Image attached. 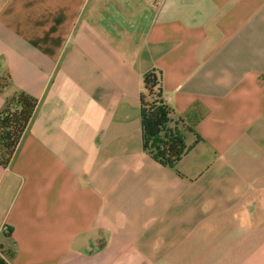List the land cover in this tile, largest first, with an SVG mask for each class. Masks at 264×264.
Segmentation results:
<instances>
[{
  "label": "crops",
  "instance_id": "obj_1",
  "mask_svg": "<svg viewBox=\"0 0 264 264\" xmlns=\"http://www.w3.org/2000/svg\"><path fill=\"white\" fill-rule=\"evenodd\" d=\"M153 69L202 138L175 168L142 148ZM1 76L0 109L38 101L0 165L7 264H264V0H0Z\"/></svg>",
  "mask_w": 264,
  "mask_h": 264
},
{
  "label": "trees",
  "instance_id": "obj_2",
  "mask_svg": "<svg viewBox=\"0 0 264 264\" xmlns=\"http://www.w3.org/2000/svg\"><path fill=\"white\" fill-rule=\"evenodd\" d=\"M8 76L0 77V90L8 82ZM37 98L17 91L6 98L0 109V165L5 167L29 124L37 106ZM142 148L161 165L175 168L177 162L202 138L194 132L192 143L185 142L184 133L177 127L172 109L162 96L161 73L149 70L143 75V91L139 95ZM0 264H7L0 258Z\"/></svg>",
  "mask_w": 264,
  "mask_h": 264
},
{
  "label": "built area",
  "instance_id": "obj_3",
  "mask_svg": "<svg viewBox=\"0 0 264 264\" xmlns=\"http://www.w3.org/2000/svg\"><path fill=\"white\" fill-rule=\"evenodd\" d=\"M7 229H8V228H7V226H5V225L2 227V230H3V231H7Z\"/></svg>",
  "mask_w": 264,
  "mask_h": 264
},
{
  "label": "rangeland",
  "instance_id": "obj_4",
  "mask_svg": "<svg viewBox=\"0 0 264 264\" xmlns=\"http://www.w3.org/2000/svg\"><path fill=\"white\" fill-rule=\"evenodd\" d=\"M187 159V158H186Z\"/></svg>",
  "mask_w": 264,
  "mask_h": 264
}]
</instances>
